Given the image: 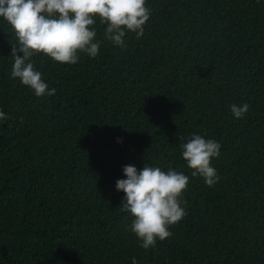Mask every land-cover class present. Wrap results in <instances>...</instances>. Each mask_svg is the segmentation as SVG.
Here are the masks:
<instances>
[{
  "label": "trees",
  "instance_id": "trees-1",
  "mask_svg": "<svg viewBox=\"0 0 264 264\" xmlns=\"http://www.w3.org/2000/svg\"><path fill=\"white\" fill-rule=\"evenodd\" d=\"M145 6L124 47L97 20V57L34 56L43 97L11 77L19 45L0 18V264H264V0ZM193 134L221 145L212 187L182 159ZM126 165L189 176L186 216L154 249L120 210Z\"/></svg>",
  "mask_w": 264,
  "mask_h": 264
},
{
  "label": "clouds",
  "instance_id": "clouds-1",
  "mask_svg": "<svg viewBox=\"0 0 264 264\" xmlns=\"http://www.w3.org/2000/svg\"><path fill=\"white\" fill-rule=\"evenodd\" d=\"M150 15L145 0H0V18L10 25L19 45L11 46V77L19 79L36 97L55 95V89L49 90L41 73L34 70V56L43 54L62 65H75L79 53L95 58L101 46L95 39L97 20L106 26L104 39L124 47L126 33L140 38ZM249 108L247 103L233 104L230 111L241 119ZM7 119L0 111V121ZM180 147L191 176L199 175L208 187L214 186L220 177L211 161L220 155L221 145L193 134ZM123 174L126 178L117 180L115 185L116 191L124 193L120 210L133 218L129 230L140 247L154 249L158 240L172 235L169 226L186 216L181 205L189 176L172 168L165 172L147 165L139 172L134 165H126ZM132 264H137L135 257Z\"/></svg>",
  "mask_w": 264,
  "mask_h": 264
}]
</instances>
